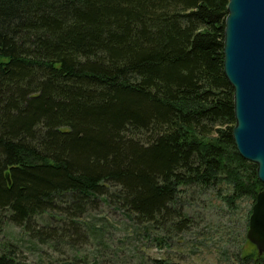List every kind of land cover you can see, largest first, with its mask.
Masks as SVG:
<instances>
[{"label":"trees","instance_id":"trees-1","mask_svg":"<svg viewBox=\"0 0 264 264\" xmlns=\"http://www.w3.org/2000/svg\"><path fill=\"white\" fill-rule=\"evenodd\" d=\"M227 3L0 0V211L42 237L34 216L76 223L100 201L182 230L191 185L254 202L264 183L235 147L223 72ZM0 264L26 263L9 249Z\"/></svg>","mask_w":264,"mask_h":264},{"label":"rangeland","instance_id":"rangeland-1","mask_svg":"<svg viewBox=\"0 0 264 264\" xmlns=\"http://www.w3.org/2000/svg\"><path fill=\"white\" fill-rule=\"evenodd\" d=\"M222 190L191 185L183 188L178 206L188 221L182 230L169 224L152 226L138 222L133 214L100 201L73 218L64 213L33 217L34 229L53 234L28 233L0 211V253L26 264H155L165 259L179 264H239V257L258 256L246 238L253 201L249 197L229 206ZM71 223V224H70Z\"/></svg>","mask_w":264,"mask_h":264},{"label":"water","instance_id":"water-1","mask_svg":"<svg viewBox=\"0 0 264 264\" xmlns=\"http://www.w3.org/2000/svg\"><path fill=\"white\" fill-rule=\"evenodd\" d=\"M223 72L233 89L235 147L264 183V0H228ZM246 238L264 254V189L255 196Z\"/></svg>","mask_w":264,"mask_h":264}]
</instances>
